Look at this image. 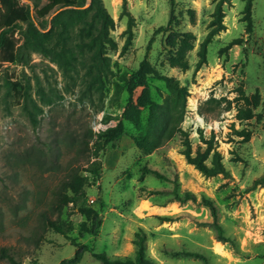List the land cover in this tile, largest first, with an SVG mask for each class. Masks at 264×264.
I'll use <instances>...</instances> for the list:
<instances>
[{"label": "rangeland", "instance_id": "obj_1", "mask_svg": "<svg viewBox=\"0 0 264 264\" xmlns=\"http://www.w3.org/2000/svg\"><path fill=\"white\" fill-rule=\"evenodd\" d=\"M103 1L115 19L116 46H108L109 63L98 80L89 53L75 51L67 60L57 54L54 24L38 28L53 55L32 51L27 65H0V249L9 248L23 264H100L88 251L134 257L133 239L143 229L147 253L160 264H205L176 251L199 252L209 264H263L264 184L255 180L264 174V0L224 3L226 29L212 38L197 73L218 0ZM21 2L33 9L47 0ZM26 27H17L20 44ZM76 33L77 26L75 41ZM165 76L188 88L184 110ZM26 97L37 123L25 111ZM166 100L184 111L181 128L193 155L213 138L228 174L208 178L188 163L181 133L151 154L138 149L134 137L146 131L151 103ZM130 103L134 110L127 112ZM240 109L253 116L238 119ZM132 115L139 124L127 119ZM120 121L122 129L101 153L100 178L83 172L85 197L61 215L54 212L57 185L88 159L65 145L68 132L90 128L99 142ZM205 199L215 204L216 220ZM43 213L59 219L68 235L45 229Z\"/></svg>", "mask_w": 264, "mask_h": 264}, {"label": "trees", "instance_id": "obj_2", "mask_svg": "<svg viewBox=\"0 0 264 264\" xmlns=\"http://www.w3.org/2000/svg\"><path fill=\"white\" fill-rule=\"evenodd\" d=\"M227 0H218L213 20L211 22V30L207 38L201 45L199 51L200 60L197 63L195 73L207 61V48L211 43L212 38L222 30L226 29L224 18L226 17L223 9L224 3ZM253 4L246 6V13L250 15L249 32H253L255 28L253 19ZM52 17L50 23L49 18ZM20 24H26L27 27L22 34V43L16 39L15 33ZM54 24L58 27L57 42L60 47L58 55L62 59L67 60L68 56L75 51L81 54L89 53L90 67L98 71V76L95 74L96 80L102 74V68L109 63L107 56V48L109 45L116 46L115 41L110 35V31L115 27V19L107 10L103 0H47L46 4L41 8L36 6L32 9L30 5L23 4L21 0H0V65L5 63H14L21 61L23 65L31 62V52L40 51L43 54L50 56L54 54L53 49L48 44V39L41 35L38 28L46 29L49 25ZM77 26L76 41L75 28ZM235 42H232V45ZM184 69H188V63H181ZM162 79L167 86L174 91L175 99L181 101L183 110L187 103L189 90L187 87L181 86L173 78L165 76ZM28 93L26 92V96ZM23 103L25 111L29 115L32 123H37L34 114L29 108L28 100ZM246 100H249L245 97ZM178 103L174 104L170 100L164 103L152 102L150 105V113L146 131L139 137H134V143L143 153L151 154L155 150L163 147L171 141L178 133L185 136L183 141L184 149L181 152L185 156L188 163L192 164L205 177H214L219 174H228V171L223 163V156L220 151L214 147V139L205 140L207 145L205 149L198 147L195 155H193L192 142L189 135L181 128V120L184 111L179 112L177 109ZM134 104L130 103L127 112L134 110ZM253 115L248 111L239 110L237 117L240 120L251 118ZM127 119L139 124L137 116H127ZM264 126V123H263ZM122 129L120 121L115 127L110 128L107 132L101 135V141L93 142L95 133L92 129L84 130L83 132L72 131L68 132V141L65 142L70 149L76 150L78 155L88 153L85 165L74 167L57 185L54 191L51 208L54 212L60 215L71 204L85 195V190L89 186L88 175H83V172L90 176L99 179L103 164L100 161L102 151L109 146L113 141L117 131ZM94 147V148H93ZM96 148V149H95ZM211 158V164H208V159ZM160 179L166 177L157 170L146 168ZM255 184H264V174L255 180ZM194 198L188 194L186 199ZM212 209L214 219H217L218 213L215 204L205 199L203 201ZM43 226L45 229H53L56 233L67 236L69 229L57 220H53L47 213H43ZM221 237H223L222 228L216 224ZM135 246V256H110L106 253H96L88 251L92 257L100 261V264H160L147 253V234L143 229L136 232L133 239ZM83 252L77 254V259L82 257ZM174 256H185L196 258L209 264L208 258L194 251H176L172 253ZM0 260H6L9 264H23L17 259L9 248L0 249Z\"/></svg>", "mask_w": 264, "mask_h": 264}, {"label": "built area", "instance_id": "obj_3", "mask_svg": "<svg viewBox=\"0 0 264 264\" xmlns=\"http://www.w3.org/2000/svg\"><path fill=\"white\" fill-rule=\"evenodd\" d=\"M84 197H85V196H84ZM91 202H95V200L91 198Z\"/></svg>", "mask_w": 264, "mask_h": 264}, {"label": "bare ground", "instance_id": "obj_4", "mask_svg": "<svg viewBox=\"0 0 264 264\" xmlns=\"http://www.w3.org/2000/svg\"><path fill=\"white\" fill-rule=\"evenodd\" d=\"M219 251H220V252H222V249H221V247H219Z\"/></svg>", "mask_w": 264, "mask_h": 264}, {"label": "water", "instance_id": "obj_5", "mask_svg": "<svg viewBox=\"0 0 264 264\" xmlns=\"http://www.w3.org/2000/svg\"><path fill=\"white\" fill-rule=\"evenodd\" d=\"M264 264V263H263Z\"/></svg>", "mask_w": 264, "mask_h": 264}]
</instances>
